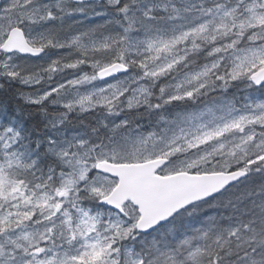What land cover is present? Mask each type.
Returning <instances> with one entry per match:
<instances>
[{
	"label": "snow or ice",
	"instance_id": "6c2138e0",
	"mask_svg": "<svg viewBox=\"0 0 264 264\" xmlns=\"http://www.w3.org/2000/svg\"><path fill=\"white\" fill-rule=\"evenodd\" d=\"M0 264H264V0H0Z\"/></svg>",
	"mask_w": 264,
	"mask_h": 264
}]
</instances>
